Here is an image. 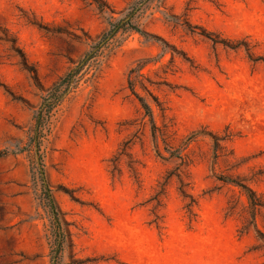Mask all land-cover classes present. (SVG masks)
Here are the masks:
<instances>
[{
	"label": "rangeland",
	"instance_id": "obj_1",
	"mask_svg": "<svg viewBox=\"0 0 264 264\" xmlns=\"http://www.w3.org/2000/svg\"><path fill=\"white\" fill-rule=\"evenodd\" d=\"M133 1L0 0V264H52L35 112ZM133 22L159 38L119 31L44 121L57 264H264L240 185L264 200V0H149Z\"/></svg>",
	"mask_w": 264,
	"mask_h": 264
},
{
	"label": "trees",
	"instance_id": "obj_2",
	"mask_svg": "<svg viewBox=\"0 0 264 264\" xmlns=\"http://www.w3.org/2000/svg\"><path fill=\"white\" fill-rule=\"evenodd\" d=\"M149 0H134L128 7V11L122 20L108 21V27L103 33L97 38V42L92 45L91 49L87 50L77 61L73 62L72 66L63 76L59 78L48 90L47 94L41 96V102L38 110L35 112V124L34 134L31 137V147H34L36 161L38 164V171L35 173L37 180L41 183V189L44 193V200L48 211L52 217V240L51 241V261L52 264H57L59 255L63 252L66 247L67 240L69 238V229L67 225L68 220L63 216V211L59 207L57 200L53 194L50 181L48 179L42 158L40 155L41 149V138L40 134L44 131V121L49 119L53 110L59 105L62 99L70 91L79 78L81 70L89 66L90 63L97 57L98 53L103 47H105L121 30L132 29L142 34H150L146 30H143L133 22V17L140 9V7ZM154 37L159 38L155 34H150ZM132 84V82H131ZM141 105L143 106L145 113L150 117L153 127H155L154 116L150 104L142 97L138 96ZM9 151L7 149L0 150V156H4ZM249 191V200L252 208V218H255V209L257 207L264 206V200L258 197L255 192L245 184H240ZM183 193H186L182 190ZM187 195V194H185ZM192 202L194 200L192 199ZM191 206V203L188 204ZM255 229L260 239L264 240V232H262L256 225Z\"/></svg>",
	"mask_w": 264,
	"mask_h": 264
}]
</instances>
